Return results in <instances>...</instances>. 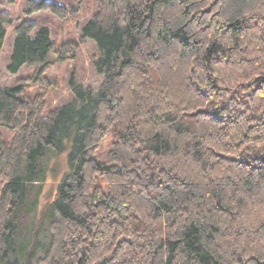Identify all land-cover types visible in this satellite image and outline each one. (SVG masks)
<instances>
[{"label":"trees","instance_id":"obj_1","mask_svg":"<svg viewBox=\"0 0 264 264\" xmlns=\"http://www.w3.org/2000/svg\"><path fill=\"white\" fill-rule=\"evenodd\" d=\"M11 23L0 8V55ZM50 23L14 25L0 83V264H264V0H95L61 42ZM85 39L100 85L71 76L52 105Z\"/></svg>","mask_w":264,"mask_h":264},{"label":"rangeland","instance_id":"obj_2","mask_svg":"<svg viewBox=\"0 0 264 264\" xmlns=\"http://www.w3.org/2000/svg\"><path fill=\"white\" fill-rule=\"evenodd\" d=\"M65 6H72V13L67 18H61L50 10L40 11L37 13H27L25 7V0H16L14 3H9L7 0H0V8L8 10L12 13V23L6 25V36L3 43L0 55V83L6 85L16 75L11 74L6 66L8 65V56L10 55L15 35L13 32L14 25L19 21L27 19H34L38 25L42 24V19L48 18L51 22L49 29L54 27L51 31L57 34V42L65 39L78 38L81 34L82 25L87 22L95 8V0H56ZM57 28V30H56ZM97 50L94 43L85 39L80 45L79 50L73 61L68 64L61 62L53 66L49 74L57 81L58 89L50 94L52 105L62 104L69 97L68 80L72 76L74 81L83 86H90L97 89L101 82V77L98 75L92 64V57ZM105 148V146H103ZM70 142L66 143L65 150L59 154L57 159L50 164L46 181L43 185L42 194L40 196L39 206L33 217L35 224L41 219L45 204L53 197L56 190V183L69 170L67 164V156L70 151ZM35 228V227H34ZM30 229L33 227L30 225ZM41 242L44 241V226L39 228Z\"/></svg>","mask_w":264,"mask_h":264}]
</instances>
